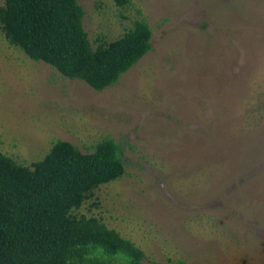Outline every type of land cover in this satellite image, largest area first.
Instances as JSON below:
<instances>
[{"label":"rangeland","instance_id":"obj_1","mask_svg":"<svg viewBox=\"0 0 264 264\" xmlns=\"http://www.w3.org/2000/svg\"><path fill=\"white\" fill-rule=\"evenodd\" d=\"M79 3L92 46L144 18L151 49L97 91L0 31V152L27 165L57 139L87 152L110 137L125 171L78 213L147 264H264V0Z\"/></svg>","mask_w":264,"mask_h":264},{"label":"trees","instance_id":"obj_2","mask_svg":"<svg viewBox=\"0 0 264 264\" xmlns=\"http://www.w3.org/2000/svg\"><path fill=\"white\" fill-rule=\"evenodd\" d=\"M84 13L79 0H3L0 31L27 57L101 91L151 49L152 30L136 19L118 37L100 36L92 46ZM124 171L121 148L110 137L87 152L57 139L27 165L0 152V264H147L132 240L101 217L77 212L95 189Z\"/></svg>","mask_w":264,"mask_h":264}]
</instances>
